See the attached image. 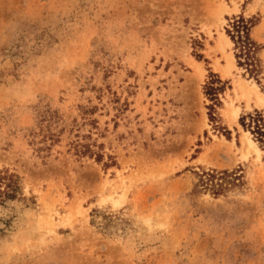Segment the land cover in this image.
I'll return each mask as SVG.
<instances>
[{
  "label": "rangeland",
  "instance_id": "374dc122",
  "mask_svg": "<svg viewBox=\"0 0 264 264\" xmlns=\"http://www.w3.org/2000/svg\"><path fill=\"white\" fill-rule=\"evenodd\" d=\"M257 114L264 0H0V264H264Z\"/></svg>",
  "mask_w": 264,
  "mask_h": 264
},
{
  "label": "trees",
  "instance_id": "16d2710c",
  "mask_svg": "<svg viewBox=\"0 0 264 264\" xmlns=\"http://www.w3.org/2000/svg\"><path fill=\"white\" fill-rule=\"evenodd\" d=\"M252 20L246 19L243 16H239L234 19L231 24V30H229L230 36L232 40L236 44V48L239 50L237 54V58H244V62L239 60L240 65H246L248 67L255 68L258 66L259 59L257 57L258 44L254 42L250 36V31L252 28ZM222 90V86H217V79L212 78L210 83L207 85L206 93L211 97L213 101H215V105L218 104L219 97L218 92ZM211 108H214L213 106ZM213 117V116H211ZM241 121H245V118L242 117ZM249 126L253 129L252 132L257 136L258 140L264 142V120L260 114L256 116H250ZM81 152V150H78ZM84 153V152H83ZM223 174H228L227 172H223ZM17 176L14 174H8L0 171V196L10 197L14 196V192L17 188L16 178ZM207 178H210L209 181H212L215 178H222L217 173H203L201 174V181L205 182ZM5 180H8V183L5 184V189L1 190V186ZM208 184V183H207Z\"/></svg>",
  "mask_w": 264,
  "mask_h": 264
},
{
  "label": "bare ground",
  "instance_id": "6f19581e",
  "mask_svg": "<svg viewBox=\"0 0 264 264\" xmlns=\"http://www.w3.org/2000/svg\"><path fill=\"white\" fill-rule=\"evenodd\" d=\"M226 43H227V44H230V43H231V41H230V39H229L228 37L226 38ZM237 116H238V114H237V111H236V117H237ZM236 117H235V118H236ZM235 118H234V119H235ZM248 139H249L250 144H254V140H251L250 138H248ZM254 145H255V144H254Z\"/></svg>",
  "mask_w": 264,
  "mask_h": 264
}]
</instances>
